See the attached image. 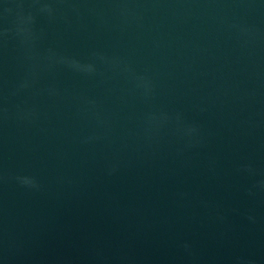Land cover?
Segmentation results:
<instances>
[{
    "label": "water",
    "instance_id": "1",
    "mask_svg": "<svg viewBox=\"0 0 264 264\" xmlns=\"http://www.w3.org/2000/svg\"><path fill=\"white\" fill-rule=\"evenodd\" d=\"M0 264H264V0H0Z\"/></svg>",
    "mask_w": 264,
    "mask_h": 264
}]
</instances>
